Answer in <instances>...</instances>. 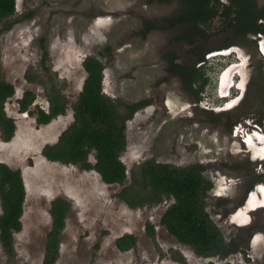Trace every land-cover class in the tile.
<instances>
[{"label": "rangeland", "instance_id": "1", "mask_svg": "<svg viewBox=\"0 0 264 264\" xmlns=\"http://www.w3.org/2000/svg\"><path fill=\"white\" fill-rule=\"evenodd\" d=\"M180 10L175 1L17 0L21 20L0 34V73L15 86L5 109L16 124L10 139L0 128V162L22 171L27 194L23 228L15 234V257L8 258L0 239V264H42L52 226L51 201L57 197L68 199L71 210L55 264H264V197L258 193H264V180H257L241 204L248 184L264 174V161L263 165L254 161L247 151L251 148L258 155L260 145L248 135V148L236 135L238 129H229L226 122V116L238 114L243 126H248L246 121L256 122L264 134V118L261 124L256 120L264 111L261 37H256L257 49L252 40L232 46L245 58L240 63L248 66L236 68L244 78L243 87L226 90L236 95L229 101L218 95L223 66L217 64L239 63L237 54L206 56L213 66L207 70L212 85L197 102L181 78L166 69L169 52H177L182 61L190 58L191 44L177 40L182 28L172 23ZM219 19L214 21L205 47L220 48L230 40ZM147 22L154 24H149L150 30ZM44 45L49 53L47 65L68 107L41 124L37 108L47 109L49 104L44 86L48 81L41 76ZM88 55L105 64L104 90L115 100L124 104L151 101L126 124L128 141L121 158L129 174L124 185L130 182V171L149 158L181 166L203 164L205 176L214 183L207 211L226 240L236 242L237 249L231 255L198 257L190 246L172 236L161 224V217L173 199L132 208L118 195L124 185L107 184L95 170L49 160L42 154L45 145L57 142L74 120L73 106L86 78L83 62ZM31 73L38 78L31 80ZM27 90L34 96L23 110L21 99ZM89 159L95 162L94 151ZM254 224L256 229L251 230ZM125 233L135 234L137 243L121 251L116 240Z\"/></svg>", "mask_w": 264, "mask_h": 264}, {"label": "trees", "instance_id": "2", "mask_svg": "<svg viewBox=\"0 0 264 264\" xmlns=\"http://www.w3.org/2000/svg\"><path fill=\"white\" fill-rule=\"evenodd\" d=\"M158 1H175L180 5L181 10L172 18V23L182 28L177 40L191 44L190 58L182 61L177 52H169L165 56L168 58L166 69L170 74L174 73L181 78L197 102L201 101L207 87L212 85V78L210 74L207 75V70L213 66L206 54L235 44L244 45L248 40H252L257 49L256 36L264 35V0ZM216 19L220 20V26L229 34L230 40L220 48L205 47ZM20 20L21 17L17 15V0H0V24L4 25L0 28V34L10 30ZM147 23L148 30L152 22ZM48 57V49L44 45L41 76L48 81L44 86L49 104L47 109L37 108V121L41 124L66 112L68 107V100L56 84L51 67L47 65ZM199 63L202 64L198 66ZM260 63L264 69L262 57ZM219 64L225 65L222 62ZM83 65L87 73L73 106L74 120L61 132L57 142L45 145L42 154L49 160L80 164L85 170H95L107 184L124 185L129 174L121 158L128 141L126 124L138 110L150 105L151 101L145 99L124 104L115 100L104 90L105 64L97 56L88 55ZM262 76L264 88L263 71ZM29 77L31 80L38 78L32 73ZM40 81H44L42 77ZM261 90L263 89L260 88L259 92ZM14 94L15 86L0 73V128L6 139L13 137L16 131L15 120L8 116L5 109L6 100ZM33 96L31 90L25 92L21 99L23 110L29 106ZM263 118L264 112L261 111L258 122L261 123ZM92 151L95 152L94 163L89 159ZM204 171L205 167L201 163L181 166L149 158L130 171V182L123 186L118 195L132 208L173 199L161 217V224L168 232L180 243L190 246L198 257H228L236 251L237 244L226 240L221 228L207 211V198L214 183L205 176ZM257 180H264V174H258L256 180L248 184L241 204ZM26 194L22 171L0 162V239L10 259L16 254L15 234L23 228ZM70 210L71 202L66 198L57 197L51 201L52 226L47 235L46 254L42 264L56 263ZM148 228L154 232L150 224ZM250 228L256 229L255 224ZM136 243L137 236L132 233H125L116 240L121 251L135 247Z\"/></svg>", "mask_w": 264, "mask_h": 264}, {"label": "flooded vegetation", "instance_id": "3", "mask_svg": "<svg viewBox=\"0 0 264 264\" xmlns=\"http://www.w3.org/2000/svg\"><path fill=\"white\" fill-rule=\"evenodd\" d=\"M263 47H264V45H262ZM225 50H227V49H225ZM232 50H230V51H226V53H229V52H231ZM172 52H174V51H172ZM166 58V57H165ZM166 61L168 62V58H166ZM234 66H236V65H238V67L237 68H241V67H245L244 66V64H242V63H235V64H233ZM233 65H230L229 67H231V66H233ZM167 68V67H166ZM235 71V72H234ZM232 76H231V79H232V81H230V85H229V87H228V89H227V91L230 89V87H231V85H233L232 87H237L238 89L239 88H241V87H243L242 86V82L240 81V79L238 78V79H236V76L237 75H240V76H242V74L240 73V71L239 70H236V68L235 69H233L232 70ZM170 75H175L174 73H172V74H170ZM175 76H177V75H175ZM179 77V76H178ZM242 78V77H241ZM244 78H242V80H243ZM231 87V88H232ZM217 90H218V88H217ZM226 91V92H227ZM226 92H224V93H221V92H219L218 91V95L219 96H224V95H226ZM247 96V94H245V95H243V99H241V101H243L244 99H245V97ZM264 112V111H263ZM259 116H260V114H259ZM226 118H227V124H228V127H229V129H231L232 130V128L234 127V129L236 130V129H238L237 130V134L236 135H239V136H241V138H242V140H243V142H244V144L246 145L247 143H246V140H247V136L248 135H250V134H252L256 129H259L260 130V126L255 122H249V121H246V123H247V125L248 126H243L240 122V116L238 117V114H233L232 116H226ZM256 120H258V118L256 119ZM239 122V123H238ZM259 124H261L260 122H258ZM251 126H252V128H251ZM241 129V130H240ZM242 134V135H241ZM262 141H260V140H256V139H254L253 137V139L256 141V143H259V145L260 146H258L260 149H259V153H260V156H262V154L263 153H261V151L260 150H263V152H264V147H262L261 146V144L262 143H264V139H263V137H262V135H260L259 133H255ZM262 142V143H261ZM248 146V145H247ZM262 147V148H261ZM247 151L248 152H250L248 149H247ZM250 153H252V152H250ZM258 154V153H257ZM259 155V154H258ZM252 159L254 160V161H257V160H259L258 159V157H257V155H256V153H254V155H253V153H252ZM260 161H262V163H261V165H263V161L264 160H260ZM254 187V186H253ZM247 189V188H246ZM252 190V189H251ZM249 193V192H248ZM258 193H260L259 194V196L260 197H264V193L262 194L260 191L258 192ZM257 195V194H256ZM250 204L252 205L253 204V202L251 201L250 202ZM261 206H264V205H261ZM253 208H256V207H253ZM253 208H250V210H252ZM232 216V215H231ZM248 224V223H247ZM246 224V225H247Z\"/></svg>", "mask_w": 264, "mask_h": 264}, {"label": "clouds", "instance_id": "4", "mask_svg": "<svg viewBox=\"0 0 264 264\" xmlns=\"http://www.w3.org/2000/svg\"><path fill=\"white\" fill-rule=\"evenodd\" d=\"M261 37V39L259 40V42H258V47H259V50L261 49L260 47L262 46V43H264V36L262 35V34H258L256 37ZM257 39V38H256ZM232 46H234V45H232ZM232 46H229L228 48H225V49H227V50H225V49H222L223 51H221V50H216V51H213V52H209L208 54H206V56L207 57H218V56H229V55H231V54H233V53H236L237 54V56H238V62L240 63L241 61H243L245 58H244V56L242 57L241 56V54L240 53H238V51L235 49V47H232ZM230 50H232L231 52H229V53H226V51H230ZM261 51V50H260ZM240 55V56H239ZM263 56V55H262ZM264 57V56H263ZM209 59V58H208ZM211 59V58H210ZM209 59V60H210ZM219 62H221V61H219ZM230 62V61H229ZM222 63H224V62H222ZM228 63V62H227ZM227 63H225V65L222 67L223 68V70H224V67H228V66H230L231 64H228V65H226ZM235 63H237V61L236 62H234L233 64H235ZM200 64H202V63H199L198 64V66L200 65ZM232 64V65H233ZM243 64V63H242ZM220 66V65H219ZM244 66L245 67H247L248 65H246L245 63H244ZM221 67V66H220ZM228 69V68H227ZM222 70V71H223ZM221 71V72H222ZM216 73H219V70H217V71H215ZM221 72H220V74L218 75V79H219V77L222 75L221 74ZM240 79V81H241V76L240 75H237L236 76V79ZM217 84H218V82H216V88H217ZM233 85H231V87H232ZM230 87V89L229 90H231V91H236V90H234V87H232L231 88ZM237 88V87H236ZM238 89V88H237ZM239 90H240V88H239ZM205 94V93H204ZM204 94H203V96H202V99H201V101L204 99ZM221 97V99L222 100H230V99H233V98H236V95L235 94H233V92L231 93H227L226 92V95H224V96H220ZM255 133H259L260 135H263L264 136V134H262L261 132H260V130L259 129H256L252 134H250L249 135V137H248V139L250 138V137H253L254 139H256V138H259ZM247 146V145H246ZM248 148H249V146H247ZM250 152H251V148H249L248 149ZM253 154L254 153H256V152H252ZM259 155H257V157H258V159L259 160H264V153L262 154V156H260V153H258Z\"/></svg>", "mask_w": 264, "mask_h": 264}, {"label": "bare ground", "instance_id": "5", "mask_svg": "<svg viewBox=\"0 0 264 264\" xmlns=\"http://www.w3.org/2000/svg\"><path fill=\"white\" fill-rule=\"evenodd\" d=\"M238 65L236 66H231L229 67L222 75H221V78H220V82L218 84V91L221 92V93H224L228 87H229V83H230V79H231V74L233 73L232 70L237 68Z\"/></svg>", "mask_w": 264, "mask_h": 264}, {"label": "water", "instance_id": "6", "mask_svg": "<svg viewBox=\"0 0 264 264\" xmlns=\"http://www.w3.org/2000/svg\"><path fill=\"white\" fill-rule=\"evenodd\" d=\"M260 48H261V49H260V50H261L260 52H261V54L264 56V51H263L262 47H260Z\"/></svg>", "mask_w": 264, "mask_h": 264}]
</instances>
